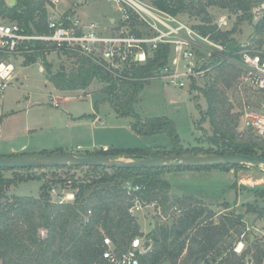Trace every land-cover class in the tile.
<instances>
[{"label":"trees","instance_id":"16d2710c","mask_svg":"<svg viewBox=\"0 0 264 264\" xmlns=\"http://www.w3.org/2000/svg\"><path fill=\"white\" fill-rule=\"evenodd\" d=\"M47 0H14L9 6L7 0H0V17L8 22H15L26 33L46 36ZM190 0H156L158 8L172 15L186 14L188 16L204 14L201 25L193 27L201 36H208L214 42H220L229 52H236L240 46L232 35L234 29L222 31L211 24L205 13L207 7L232 8L242 11L243 17L251 22L253 6H259L264 0H203L202 5L194 7ZM264 31V17L253 28V33L259 36ZM261 45V41H258ZM24 51L26 61L33 56H40L43 65L45 53L54 52V47L41 41L26 44ZM39 52H34V51ZM35 53V54H32ZM167 48L161 47L146 60L143 65L131 71L134 81L115 80L101 67L96 66L82 57H76L77 67L66 74L57 72L48 77L52 84L60 90L85 89L93 80L105 82L103 92L107 97L101 103L109 104L119 117H130L132 129L139 135L166 133L178 143L174 125L167 118L141 119L133 110L138 94L146 81L158 66L167 60ZM70 56V55H67ZM74 57V55H73ZM49 68H47L48 70ZM217 77L224 83L235 78L237 73L228 66H218L213 69ZM210 116V125L215 134L211 142L216 149L193 150L179 149L178 152H164L158 156L167 155H225L244 154L264 158V140L253 136L250 130L242 136L235 132L236 122L232 121L229 110H223L227 96H221L212 88L203 91ZM97 108V103L94 104ZM221 106V107H220ZM53 154L40 153L39 155ZM92 155H109L112 158L128 159L145 158L143 151L138 149H107L96 151ZM246 165L197 167L176 169H107L103 167H53L84 168L83 181L78 183L73 194V202L55 203L50 199V189L43 183L39 196L13 197L10 201L0 204V262L1 264H107L101 259V231L107 235L117 249H124L128 242L136 237H145L151 243L149 250L140 258L139 264H247V256L251 264H262L264 249L254 237L248 238L249 246L239 253L234 249L235 243L242 244L241 237L247 234L243 214L228 210L223 204L224 212L217 215L192 196L169 198V183L159 178L163 172L172 171H209L239 170ZM51 169V168H47ZM31 171L34 169H20ZM12 171L15 170H0ZM94 181L86 183L88 179ZM89 177V178H88ZM85 183V184H84ZM112 184L111 188H97L85 197V191L91 185ZM124 184L139 186L135 194L148 203H156L163 217L174 210L170 223L160 224L158 221L149 223V231L143 235L137 218L130 217L127 209L131 198L126 194ZM252 205H247L246 213L253 211ZM256 210V209H255ZM156 212V209L154 210ZM90 212L88 222L84 217ZM261 216V215H260ZM160 218L158 217L157 220Z\"/></svg>","mask_w":264,"mask_h":264},{"label":"rangeland","instance_id":"374dc122","mask_svg":"<svg viewBox=\"0 0 264 264\" xmlns=\"http://www.w3.org/2000/svg\"><path fill=\"white\" fill-rule=\"evenodd\" d=\"M202 3L203 0H190L189 4L199 7ZM261 5L252 7L251 22L247 18L240 20L243 12L235 11L233 8L231 10L210 6L205 8V13L217 29L222 31L234 29L232 37L240 48L248 46L264 51V31L259 36L253 33L254 25L264 17V10L261 8L264 3ZM58 9L62 11L72 9L73 15L81 22H94L106 33H110L114 27L110 24V19H118L115 7L107 0H59ZM179 17L194 27L201 25V19L205 15L179 14ZM221 20L225 21L226 25H223ZM258 41H261V45ZM203 56L196 53L190 65H187L189 61L179 62V72L190 67L195 73L189 80L184 79V88L174 87L163 79H154L145 84L133 105L134 112L142 120L167 118L172 122L178 143L164 132L137 134L131 126L132 118L119 117L109 104L101 103L107 97L103 92L105 82L93 80L88 87L80 90L66 91L56 88L48 77L61 71L66 74L74 71L77 67L76 57L48 52L44 56L46 66L38 55L33 56V60L29 62L26 61L24 54L11 57L8 62L14 70L12 80L5 90L4 97L0 99V157L20 155L36 157L40 153L50 152L90 155L101 151L103 146H107L108 149H138L144 152L145 158L160 157L158 155L164 152L176 153L179 149H216L217 146L211 142L215 131L210 125L203 91L212 88L222 97L227 96L225 106L220 107L229 110L230 119L236 122L235 132L240 136L247 131L242 128L241 113L245 107H250L255 113L264 114V94L248 87L238 76L224 83L214 71L205 72L208 61H202ZM51 98L58 99V103L61 100V104L55 107ZM96 113L101 120L92 124ZM250 133L254 136L252 132ZM11 149L14 153L10 152ZM114 159L133 160L124 157ZM85 172L84 168L2 171L0 204L10 201L13 197L37 198L43 183L48 189L55 190V194L49 196L50 199L59 201L65 195L75 193V186L83 181ZM224 172L229 173L233 181L225 189L222 187L227 181L221 175L215 177L218 180L214 182L215 185L208 181L210 178H188V171H172L169 178L166 175L168 172H163L159 178L169 182L168 195L171 199L181 197L177 195L182 192L184 195L193 194L199 187L213 190L205 196L206 200L203 198L201 201L198 200L217 215L224 212L225 203L230 207L228 210L243 214L248 229L247 234L241 237L242 249L249 246L248 238L252 235L264 249V235L261 233L264 230V168L246 165L237 171ZM96 177L98 176H91L85 182L94 181ZM123 185L128 186L124 183ZM111 187V183L91 185L85 191V197L94 189ZM219 189H222L220 193L217 192ZM237 190H240L242 199L237 208H232V205L236 204L234 194ZM247 205H252L254 210L246 213ZM174 212L170 210L165 220L161 218L157 220L153 209L145 210L137 217L143 235H146L149 226L156 221L160 224L170 223ZM240 244L235 243L234 249L236 250ZM250 256L246 259L251 260Z\"/></svg>","mask_w":264,"mask_h":264},{"label":"built area","instance_id":"2783aa9c","mask_svg":"<svg viewBox=\"0 0 264 264\" xmlns=\"http://www.w3.org/2000/svg\"><path fill=\"white\" fill-rule=\"evenodd\" d=\"M107 1L115 7L118 14L110 33L101 30L96 23H82L73 15L72 9L59 10V0L45 2L48 10L46 24L50 32L46 36L26 33L17 23L0 17V99L4 97L14 71L8 59L23 54L26 44L30 45L35 41L54 47L55 53L82 57L101 67L111 78L120 81H134L131 71L146 63L155 51L164 47L168 51L166 62L154 70L150 77L141 80L149 82L163 79L177 88H184V79L189 80L195 75L190 67L179 72V62L189 61L187 65H190L196 53H200L204 55L202 61H208L205 72H213L218 66H228L236 71L244 84L264 94L263 50L244 46L231 53L220 42L201 36L191 25L182 21L179 15H172L158 8L153 4L156 0ZM261 8L264 10V6ZM221 23L226 25L223 20ZM51 99L57 107L55 99ZM241 114L242 128L264 140V114L255 113L250 107H245ZM124 190L132 197L127 209L130 217L137 218L150 208L156 209L157 217L166 219L156 203H148L135 194L140 190L139 186L128 184ZM53 194L55 190L51 189L49 195ZM73 200V194H68L61 200L52 202ZM89 215L90 212L84 217V223L88 222ZM261 233L264 235V230ZM145 241V237H136L120 250L101 231V259L107 264H139L140 258L148 251H144Z\"/></svg>","mask_w":264,"mask_h":264},{"label":"water","instance_id":"95a60500","mask_svg":"<svg viewBox=\"0 0 264 264\" xmlns=\"http://www.w3.org/2000/svg\"><path fill=\"white\" fill-rule=\"evenodd\" d=\"M12 6L14 0H7ZM162 64V63H161ZM161 64L158 66L160 67ZM247 165L264 168V158L244 154L225 155H167L134 160H116L109 155H71L44 154L36 157L4 156L0 157V170L47 169L53 167H103L107 169H176L197 167H221ZM253 236L250 237L252 241ZM144 251L149 250L151 243H143ZM163 264H167L164 262ZM251 264V260L247 261Z\"/></svg>","mask_w":264,"mask_h":264},{"label":"crops","instance_id":"0c3cea01","mask_svg":"<svg viewBox=\"0 0 264 264\" xmlns=\"http://www.w3.org/2000/svg\"><path fill=\"white\" fill-rule=\"evenodd\" d=\"M62 11V10H61ZM113 21H114V19H110V24L111 25H113ZM83 23V22H82ZM89 23V22H88ZM94 23V22H93ZM84 24H87V23H84ZM98 25V24H97ZM99 26V25H98ZM100 27V26H99ZM100 29H101V27H100ZM105 29V28H104ZM101 30H103V29H101ZM264 46V45H263ZM261 50H263V49H261ZM64 100V102H66V99L64 98L63 99ZM55 101H56V103L58 104L57 105V107L61 104V100H59L60 102V104L58 103V99H55ZM68 101V100H67ZM101 119L99 118V115L96 113L95 114V116H94V119H93V122H92V124H94L96 121H100ZM94 145H91V147H93ZM104 149H108L107 148V146H103V149L102 150H104ZM10 152L11 153H14V151H12V149L10 150ZM93 153H91L90 155H92ZM13 155V154H12ZM123 161H126V160H123ZM170 173L171 172H168L166 175H167V178H169L170 177ZM218 175H221L222 177H224V179L227 181L226 182V184L222 187V189H225L226 187H228L229 185H231L232 184V179H231V175L228 173H225L224 171H220V170H209V171H188V174H187V176H188V178H190V177H195L196 179L197 178H210L208 181H211V183L213 184V185H215V183L214 182H217L218 180L217 179H215V177L216 176H218ZM169 183V182H168ZM223 185V184H222ZM171 188V187H170ZM221 188V187H220ZM222 189H219L217 192L218 193H220L221 191H222ZM209 192H213V190H206V189H202V188H197L196 189V192L195 193H193V194H185V195H187V196H194L195 198H197V199H201V198H203V199H207L205 196H208V193ZM185 196L184 194H183V192L181 193V194H179V195H177V196ZM234 198H236L235 200H236V204L235 205H232V208H234V207H238L239 206V204H240V200L242 199L241 198V195H240V190H237L236 192H235V194H234ZM201 201V200H200ZM256 202V201H255ZM138 220V219H137ZM244 222H245V219H244ZM138 224H139V221H138ZM248 229V228H247ZM262 264H264V260H263V263Z\"/></svg>","mask_w":264,"mask_h":264},{"label":"bare ground","instance_id":"6f19581e","mask_svg":"<svg viewBox=\"0 0 264 264\" xmlns=\"http://www.w3.org/2000/svg\"><path fill=\"white\" fill-rule=\"evenodd\" d=\"M242 248H243V247H242V244H240V245L238 246V248L236 249V251H237V252H240V251L242 250Z\"/></svg>","mask_w":264,"mask_h":264}]
</instances>
